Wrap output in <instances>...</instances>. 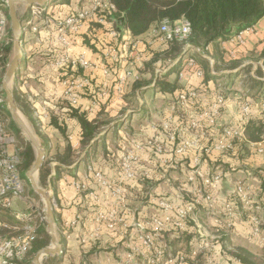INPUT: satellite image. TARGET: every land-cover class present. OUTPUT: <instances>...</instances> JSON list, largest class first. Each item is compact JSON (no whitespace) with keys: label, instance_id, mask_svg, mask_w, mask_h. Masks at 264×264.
Masks as SVG:
<instances>
[{"label":"built area","instance_id":"1","mask_svg":"<svg viewBox=\"0 0 264 264\" xmlns=\"http://www.w3.org/2000/svg\"><path fill=\"white\" fill-rule=\"evenodd\" d=\"M78 2L79 8L73 14L68 15L60 13L59 8L65 3L59 0H47L43 5H28L26 3L17 5L23 47L22 61L27 59L30 47L41 45L42 38L47 34L55 35V45L60 50V54L54 66L60 77L63 78L60 79V82L65 86L64 97L71 104V108L79 105L80 93L92 86L91 77L86 76L87 72L94 74L100 70L102 75L110 76L116 71L117 65L128 61L121 75L115 73L118 75L117 96L122 99L125 86L142 79V72L148 61L149 47L153 46L155 42L163 45L173 42L185 43L184 57H179L165 69H157L156 77L167 74L179 62H182L185 68L179 73L181 81L188 82L190 76L197 80H209L216 76L215 72H211L209 78L202 65L194 57L195 53L201 54L203 57L206 56V53L187 42L192 29L185 19L174 23L167 19L163 20L153 27L149 41H132L125 39L123 35L125 31L129 33L128 30L116 28L114 15L117 13V8L112 0H78ZM92 25L108 29L110 36L115 41L113 44L105 46L104 56L108 63L103 66L90 61L86 52L79 55H74L72 52L77 36L83 34V31ZM10 26L9 0H0V72L6 59V48L14 40L13 35L10 36ZM254 30L255 27L247 28L229 38V41L238 48L245 47L247 37ZM235 53L234 50L231 51L230 56L234 57ZM245 77L242 76V78ZM189 86L190 84H187L183 87L178 97L169 105L168 116L162 123L160 135L147 142H133L131 147L125 151L121 160L122 176L117 183L106 179L100 172L94 173L95 180L110 192L113 202L109 212L100 211L97 213L96 227L89 238H98L104 225L111 231H117L123 226L128 228L126 216L129 213L133 215L134 211L127 203L124 182L138 177L135 164L139 162L140 154L145 151L146 147L153 149V152L162 159L161 161L159 159L160 164L164 166L175 165L179 158L183 159L189 151H193L194 157L191 166L196 169V172H193L189 182L194 184L196 181H200L209 188V191L204 193L199 191L193 203H187L185 196L180 193L176 198L177 203L172 205L166 202L161 203L162 215L155 213L146 217L145 221L134 222L130 226L131 232L127 237L126 251L122 255L119 254L116 264H133L139 258L143 259L145 264H201L200 257L203 258L204 264H216L214 254L218 245L223 242L220 237L209 239L201 233L203 228L201 224L199 225L196 216V207L200 205L207 209V215L214 225L229 229L236 226V220L239 217L252 211L253 214H249L252 224L251 233L257 239L258 245L264 246V221L256 217L264 212L262 194L255 193L256 195H254L250 187L241 181L236 186V193L242 208L237 210L231 203H227L223 209L216 210V186L218 187L222 182L223 174L216 172L209 175L201 171L203 167L210 166L209 161H212L216 154L233 152L236 142H247L245 132L249 120L252 118L253 107L249 101H244L239 114V126L236 128L222 126L219 138L215 142L205 145L202 138H185L182 135V129L176 124L182 120L178 119L182 113L179 114L178 111L196 106L207 90L205 86L202 89ZM217 86L213 101L208 109L196 113L186 120L189 131L200 134L203 138H207L210 128L218 126L222 109L226 106L224 93L226 86H223L222 83ZM6 110L7 101L2 85H0V215L10 213L14 220L13 223H9L0 219V264H24L38 237L36 220L39 219L42 223L47 224V213L46 209L43 210V213H36L31 209L24 211L14 209L17 201L25 202L23 197L25 180L20 172L22 149L15 136L7 128L4 116ZM262 112L264 119V108ZM153 140L154 142H152ZM251 146L254 147V150L256 149L255 154L264 153V140ZM177 156L178 158H176ZM208 158H210L209 161ZM76 187L78 190L83 189L80 184H77ZM92 196L96 202L100 200L98 195L93 194ZM159 199L161 198H157V200ZM155 200L151 199L154 203ZM53 203L55 207L54 199ZM249 206H251V211L248 209ZM188 218L192 220L193 226H199L196 239H194L189 252L181 249L174 252L166 235L174 231L187 230L189 228ZM67 226L72 225L67 224ZM7 230L15 234L11 237L2 234ZM66 234L69 238V234ZM82 241L86 244L89 239L84 238ZM227 248L224 254H227V251H233ZM189 260L192 262L189 263Z\"/></svg>","mask_w":264,"mask_h":264},{"label":"crops","instance_id":"2","mask_svg":"<svg viewBox=\"0 0 264 264\" xmlns=\"http://www.w3.org/2000/svg\"><path fill=\"white\" fill-rule=\"evenodd\" d=\"M79 6L78 0H72L70 3H65L60 7L59 11L62 15H68L70 11L78 9ZM87 29L88 28L83 31V34L87 32ZM86 34H88V37L91 39L94 49L85 44L82 38L83 36L81 35L76 38V44L72 48L73 54L79 55L82 52H86L87 58L90 61L97 63V65L103 66L108 63L104 56L105 46L106 44H113L115 42L110 36L108 29L104 28L103 30L90 31ZM123 35L125 39L132 41H149V38H151L148 34L137 38L130 32L127 33L126 31L123 32ZM55 40V35L47 34L42 38L41 45L30 47L28 57L23 61L24 63L15 77L19 90L23 93L27 101L29 99L28 102L33 111V118L37 123L39 133L43 137L41 144L46 151V159L53 161L57 155H63L69 145L75 150L79 149L82 139V128L77 118L72 115V109H76L80 113H85L90 120L98 118H110L111 120L110 126L95 138L93 141L94 146L86 149V151L81 154V159H79V161L70 166H64L55 161L50 164L51 176L49 177V181L51 178L55 179L54 186H49V193L56 203V234L58 235L61 244L63 243L62 246L64 251V254L61 257L63 260L62 264H116L119 260V254L116 253L115 248L117 246L126 248L127 237L131 232L130 226L136 221V216L141 213L140 210L143 209L142 211L144 212L152 209L147 203L149 207L143 206L140 210L138 209V212L135 209L134 201L136 200V196L140 195L138 198L143 199V202H141L145 205L146 198L141 196V189L145 181V173L150 170L149 167L151 164H149V159L151 155L150 152L153 151V149L146 147L145 151L140 154L139 162L135 164L138 177L124 182L127 203L134 211L133 215L129 213L126 216L128 228L123 226L117 229V231H111L104 225L99 237L91 239L89 237L96 227L95 220L97 213L100 211L104 213L109 212L112 208L111 204L113 202L110 192L101 187L95 180L94 172L102 173L106 179L115 183L121 179V160L124 155L123 153H125V151H127L132 145V143H130L128 147H124V144H127L129 139H126L125 141L128 134L123 130L121 131V129L123 126L127 125L129 127V133L134 135L135 133H133L132 129L134 130L135 128L132 127V119L136 118V120H141L139 125L142 126L144 124V127H148L146 130L148 134L146 136H149L150 139L155 137L157 129L152 128V116L149 115L151 113L149 111L151 107L150 105H147L149 102H151L149 104H153L155 100H153V97L151 100H146L144 93L149 90L155 91L157 89L154 88L155 84L153 83L136 91L135 99L133 100L132 105L129 106L126 98H129L133 92L132 85L127 84L124 88L123 98L120 99V97L117 96V76L122 74L123 69L128 63L127 61L117 65V68L115 69L116 71L110 76L102 75L100 70H97L94 74L87 72L86 76L89 75V77H91L92 86L86 89V91L80 93L79 105L75 108H71V104L64 97L65 86L60 82V79L63 78L60 77V74L54 66V63L60 54V50L55 45ZM155 45H159V47L162 48L161 44H157V42L153 44L154 48H156ZM151 48L149 47V49ZM263 49L264 17L255 25L254 32L247 37V44L245 47L238 48L229 40L218 41L208 46V53L205 54V57L201 55L202 58L212 64L211 72H215L216 76L210 78V74L208 75L210 79H207L206 81L207 90L206 93H204V97L199 100L196 106L191 107L193 108L192 111L189 110L191 108L183 109L180 116L181 118L188 119L196 113L208 109L213 101L214 92L216 90L215 88L222 82V78L226 75H235V79L232 82H223V86H226L224 90L226 106L222 109L218 126L209 129L207 138L199 136V138H202L203 141H201L205 145L215 142L217 138H219L222 126H231L234 128L239 126L238 119L241 105L244 101H249L253 107L252 118H250V120L262 119L264 122L262 112L264 108V58L255 60L250 57L253 52L255 53V56L258 57ZM233 50L236 53L234 57H231L230 53ZM220 51L223 53L225 59L231 57L243 60L242 65L239 68L232 70L224 69L216 71L214 68V58L220 53ZM147 54H149V52ZM245 67H247V70L243 69ZM148 76L150 75L145 73L144 69L141 81L147 78L149 79L150 77ZM242 76L246 77L240 81ZM252 79L262 83V86L254 88L252 86ZM197 82L196 84H198ZM187 84V81H182L181 88L187 86ZM160 94L163 95L161 98L165 99V101H160L162 109L159 112V116H157V118H159V125L156 126H159V132H161L162 123L168 116L167 109L173 102V97H171L170 94L163 93L162 91ZM156 97L157 96H155V98ZM137 103H139L140 108L134 106V104ZM180 117H178V119H181ZM149 122L151 125L148 126L147 124ZM176 124L178 126L182 125L181 121ZM58 127L64 128L65 134H63ZM182 133L185 138L197 139L196 134L190 132L187 127L182 128ZM103 138L104 143L102 141ZM144 140L146 142L148 141L147 139ZM263 140L264 133L261 135L260 141L247 140V142H244L243 146L236 144L235 151H240L239 155L235 152L236 156L225 155L221 156L222 159L214 156L212 161H209V165L211 166H215V163L217 162H222L228 168L234 169L237 167L243 169L239 170V173L244 171V176L232 178L226 173L223 177L216 194V202L222 209L227 203H231L229 202V199L232 195L236 194L238 199L236 186L241 181L247 186H249L251 182H253V184L258 182L257 191L260 189V194L264 197L263 171H261L262 175L257 176L249 173V171L242 167L245 164L243 160L245 158L244 154L248 152V148L255 152L256 149L254 150V147L251 145L261 143ZM88 151H90L91 154L88 157V160L80 163V161L87 155ZM176 158H178V156ZM255 162L262 165L264 170V153L256 154ZM173 165L162 166L168 168ZM152 168L153 167H151V169ZM163 179L166 181L167 176ZM77 184H80L83 189L78 190L76 187ZM254 188H256V186ZM93 194L99 196L100 200L98 202L93 199ZM148 200L151 201L150 197ZM231 204L237 208V210L242 208L241 204ZM71 223L75 224L73 225ZM67 224L72 226L68 227ZM198 227L199 226H192V232L194 233L192 243L194 239H196ZM247 227L249 228L248 224ZM233 229L244 235L242 225L233 227ZM249 229L250 231H246L247 233H251V228ZM66 233L69 234V238ZM170 235L171 234H168L166 236L170 245H172L173 239ZM84 238L89 239L86 244L82 241ZM175 238L177 240L174 242H177L178 244L181 243L180 245H186L181 236L175 235ZM223 241L226 240H222V242ZM223 243L228 247V243ZM220 247L221 245L219 244L217 252L220 250ZM229 257V255L224 254L220 256V260L215 263L239 264L235 259H230ZM214 258H216L215 254Z\"/></svg>","mask_w":264,"mask_h":264},{"label":"trees","instance_id":"3","mask_svg":"<svg viewBox=\"0 0 264 264\" xmlns=\"http://www.w3.org/2000/svg\"><path fill=\"white\" fill-rule=\"evenodd\" d=\"M63 3H70L72 0H59ZM117 8V13L114 15L116 18V28L118 30H128L134 37L140 38L141 36L148 34L151 37V30L156 27L163 20H169L174 23L178 20L185 19L191 25V35L188 38V43L193 47L201 49L203 52L208 53V46L212 43L218 41H227L232 36L237 33L255 25L264 17V3L263 0H112ZM75 11L72 10L68 14H73ZM103 27L90 26L87 32L94 30H103ZM86 32V33H87ZM12 31L10 30V36L12 37ZM81 34L83 41L90 48L94 49V45L91 43V39L88 34ZM79 35V36H81ZM158 44V43H157ZM161 44V43H159ZM156 48L149 49L148 61L145 64V73L150 75V79H144L143 81L133 82L132 94L129 98H126L129 106L132 105L135 99V92L143 87L155 84L154 88H160L163 93L170 94L172 99L175 100L183 88H178L179 73L182 69H185L182 62L177 63L167 74L156 77L157 69H165L169 67L172 62L177 60L184 52L185 43L173 42L168 45L161 44L155 45ZM13 51V42L6 48V59L3 63V69L0 72V85H2L3 78L8 70L9 61ZM194 57L202 65L206 74H211L212 64L206 59L202 58L201 54L195 53ZM202 59H201V58ZM251 58L257 60L264 58V49L259 53V56H255L253 52L250 56ZM201 60H200V59ZM214 68L216 71L224 69H236L242 65L243 60L236 58H226L220 51L217 56H215ZM189 69V68H188ZM247 70V67L243 68ZM190 71V70H188ZM174 77V83H168L166 77ZM253 87L259 88L262 83L257 82L252 79ZM198 81V82H197ZM206 80H197L196 78L189 77V87H194L195 89L206 88ZM196 82L198 84H196ZM192 85V86H191ZM264 86V85H263ZM13 93L16 99L19 110L25 115V117L31 123L36 134L42 140V136L38 131V126L33 118V111L31 105L26 100L23 93L19 90L17 81L14 85ZM72 115L77 118L82 128V139L80 142V147L78 150L73 149L71 145L67 146L66 151L63 155H57L53 161L58 162L64 166H70L81 159V154L88 148H92L93 141L95 138L103 132L111 124L110 118H98L90 120L85 113H80L76 109H72ZM7 114L10 116L9 112ZM119 127V126H117ZM60 131L65 134V129L58 127ZM13 130L15 132L14 136L21 147V165L20 172L24 180H27L26 174L32 169L35 164L37 153L32 146V144L22 136L21 130L16 126L13 121ZM264 133V122L262 119L250 120L246 127V140L260 141L261 135ZM104 143V138H103ZM244 142L237 143L243 146ZM239 155L240 151H233L228 153H218L216 154L219 159L221 156L233 155L236 153ZM192 156L190 158L191 164L193 162L194 152L189 151ZM90 151L87 155L80 161V163L88 160L90 156ZM208 161L210 158L207 159ZM53 161L46 159L42 169L39 173V185L44 188H49L50 185L54 186V179L51 176L50 164ZM226 167L222 162L215 163V167ZM147 172V171H146ZM96 173V171L94 172ZM150 175H153L151 170L147 172L144 180L152 179ZM143 180V179H141ZM140 180V181H141ZM143 180V181H144ZM28 181V180H27ZM35 194L34 191H32ZM229 202L234 205H239L241 202L237 199L236 194L232 195ZM242 205V204H241ZM200 207H196V215ZM37 223V239L33 244V248L28 254L27 260L24 264H33V258L37 253L47 248L50 245V235L47 232V225L42 223L39 219L36 220ZM189 223V228L187 230L178 232L174 231V235L181 236L186 245H179L177 242H173L171 247L173 251L185 250L189 252L192 248V240L194 233L192 232V220L187 219ZM192 225V226H191ZM252 225V224H251ZM191 227V228H190ZM2 234L5 236H13L15 233L7 230ZM63 244V243H62ZM181 244V243H180ZM229 244L231 242L229 241ZM186 247V248H185ZM227 246L222 243L220 250L215 252V262L220 260V256L224 255ZM230 259H235L239 264H259L256 257L251 254L247 249H237V252L227 251ZM61 256L49 257L45 259V264H62ZM192 261L189 260V263ZM200 262L204 264V260L200 257Z\"/></svg>","mask_w":264,"mask_h":264},{"label":"rangeland","instance_id":"4","mask_svg":"<svg viewBox=\"0 0 264 264\" xmlns=\"http://www.w3.org/2000/svg\"><path fill=\"white\" fill-rule=\"evenodd\" d=\"M10 30H11V26H10ZM12 34V33H11ZM26 50V48H25ZM17 54V51L15 49V41L13 40V51L11 54V58L9 61V65H8V69L13 61V59L15 58ZM24 62H21L20 67L22 66ZM8 71V70H7ZM7 73V72H6ZM6 75V74H5ZM16 77V75H15ZM15 77L12 79L10 85L11 88L14 89V85L16 83V79ZM150 77V76H148ZM151 78V77H150ZM149 78V79H150ZM167 82L168 83H174V77H166ZM235 79V75L231 74V75H226L222 78V84L227 83V82H232ZM245 78H241L240 81H242ZM182 85V81L180 79H178V88L180 89V87ZM154 91V90H153ZM152 90H149L148 92L144 93L146 100L149 99L151 100V98L153 97L154 103L153 104H149L147 103V105L151 107V109L149 110L151 113L149 115L152 116V128L157 129V132L155 134V137L160 135L159 132V125L158 123V119L157 116H159V112L161 111V107L160 101H165V99L161 98L163 95L160 94L161 93V89L157 88V90H155L153 92ZM155 96H157L155 98ZM160 97V98H159ZM144 98V99H145ZM134 106L137 108H140L139 103L134 104ZM149 107V108H150ZM190 111L193 110V108L189 109ZM8 111V104H7V110L5 112V119L7 121V128L10 131L11 134H15L14 130H13V121L15 122V120L11 117V115L9 116L7 114ZM20 111V110H19ZM179 114L182 112V110L178 111ZM21 115L23 116V118H25V121H27V125L29 126V128L32 130V132L34 133V135L36 136L37 140L39 141L40 145L41 144V139L40 137L36 134L35 130L33 129L31 123L29 122V120L25 117V115L20 111ZM135 119V120H134ZM131 120V122H133V128H135L134 130L132 129L133 133H135L134 135L129 133V127L123 126L121 131H125V133H127V137L126 139H129V142L127 144H124V147H128L130 145V143L133 142H144V139L152 140L149 138V136H146L148 134V132L146 131L148 129V127H144L145 125L143 124L142 126H140V122L141 120H136V118H134ZM181 123L182 125L178 126L179 128H186L187 127V118H181ZM156 123V124H154ZM16 126L21 130L22 132V136L23 138H25V140L27 139L24 131L21 129V127L19 126L18 123H16ZM148 126L151 125V123L149 122L147 124ZM144 127V128H143ZM196 134V133H195ZM197 139L199 138L200 134H196ZM188 139V138H187ZM154 142V140L152 141ZM175 149V147H173ZM248 152H246L244 154L245 158L243 159L245 164L242 166L245 170L249 171V173L253 174V175H262V172L264 173V170L262 168V165L258 164V162H255L256 160V154L253 150L249 149L247 150ZM37 153V152H36ZM124 154V153H123ZM150 159H149V164L150 165V170L152 172L153 175H150L152 177L149 178L148 180L144 181V184L142 185V192H141V196L143 198H146L145 200V205L142 203L143 199H139L138 197L140 195L136 196V200L134 201L135 203V209L139 212V210L145 206L147 207L148 205L151 206L152 209L146 210V211H142L143 209H141V213L139 215L136 216V221L135 223H139L141 221H145L146 217L152 216L155 213H158L159 215H162V207H161V203L162 202H166L169 205L175 204L178 202V200H176L177 196L182 193L185 198L187 203H193L196 200V195L198 194L199 191H201L202 193H204L205 191H209L208 187H205L203 185V183H201L200 181H196V183L192 184L189 182V178L193 175V172H196L195 168L191 166V161L190 158L192 156L191 153H188L187 155H185L183 157V159L179 158L178 162L175 163V165H173L172 167H168V168H164L162 165H160V161L161 158H159L153 151L150 152ZM160 159V161H159ZM151 167H153L151 169ZM234 168V167H233ZM262 168V169H261ZM239 170H243L241 168H228V167H220L217 168L213 167V166H207V167H203V169H201V171H203L204 173H208L209 175H213L216 172H220L223 174V177L226 175V173L229 174V177L231 176L233 177H239V176H244V171L241 173H239ZM261 172V173H260ZM165 176H167L166 181L163 179ZM37 180L39 181V176L37 177ZM170 180V181H169ZM169 181V182H168ZM258 183V182H257ZM253 184V182H251L249 184L250 189L254 192V195L260 194V189H258V184ZM256 186V188H254ZM43 190L50 192L49 188H44L42 187ZM219 186H216V190L218 191ZM33 188L30 185L29 181L25 180V192H24V200H26L25 203H22L20 201H17L14 209H20V210H35L36 213H43L46 209L45 206V202L43 200L42 197H40L39 195H37L36 193L33 194ZM150 197V199H156L155 203L153 201L148 200V198ZM159 200H157V198H160ZM163 198V199H162ZM142 201V202H141ZM148 203V205H147ZM152 203V204H151ZM149 207V206H148ZM200 209L197 212V218L199 221V225L201 224L203 230L201 231V233L208 237L209 239H215L216 237H220L221 240H226L223 242L228 243V250H233L237 252V249H247L249 252H251V254H253L256 259L258 260L259 264H264V246L260 247L258 245L257 239L254 237V235L252 233H247L246 231H250L249 228H252L251 225V217L250 215H252V211L250 210L251 206L248 207V209L251 211V213L249 212V214L244 215L243 217H239L236 220V226H243V231H244V235L240 234L238 231L229 229L227 227L223 228V227H218L216 225H214L213 221L208 217L207 215V209L203 206L200 205L199 206ZM139 209V210H138ZM215 209L216 210H220L222 209L218 204L215 205ZM47 213V211H46ZM256 217H258L259 219H262L264 221V212L262 214L257 215ZM0 219L9 223H13V216L10 215V213H4L2 215H0ZM247 224L249 225V228L247 227ZM47 225V224H46ZM192 226V225H191ZM246 230H245V229ZM229 229V230H226ZM58 236V235H57ZM173 239V242L176 241L177 239L175 238V235L173 233H171L170 235ZM59 239V237H58ZM181 240V239H180ZM60 241V240H59ZM229 241H231V244H229ZM251 241V242H250ZM186 242H184L185 244ZM180 245V244H179ZM51 246V240H50V245L48 247ZM116 253L122 255L126 249L122 246L120 247H116L115 248ZM34 259V258H33ZM45 264V261H44ZM133 264H145L144 260L139 258L137 259ZM202 264V263H201ZM227 264V263H225Z\"/></svg>","mask_w":264,"mask_h":264},{"label":"water","instance_id":"5","mask_svg":"<svg viewBox=\"0 0 264 264\" xmlns=\"http://www.w3.org/2000/svg\"><path fill=\"white\" fill-rule=\"evenodd\" d=\"M47 0H9V18L12 35L15 41V49L17 54L13 59L6 75L2 81V88L5 93L6 101L8 104V112L11 117L15 120L16 123L19 124L21 129L24 131L27 140L32 144L35 151L37 152V157L34 166L32 169L26 174V178L29 181L30 185L33 188V191L43 198L47 211V232L51 238V246L45 249L40 250L33 260V264H44L45 259L49 257L63 256V246L58 239L56 234V215H55V207L53 203V197L49 192L43 190V188L39 185V181L37 177L39 176L40 170L42 169L47 154L44 148L40 145L36 136L29 128V126H24L22 124V120L24 119L21 115L18 105L16 103V99L13 93V89L11 88V81L17 74L20 69L23 51H22V36L20 31V23L18 19L17 13V5L19 3H26L28 5H43ZM185 53H183L180 58H183ZM25 120V119H24Z\"/></svg>","mask_w":264,"mask_h":264},{"label":"bare ground","instance_id":"6","mask_svg":"<svg viewBox=\"0 0 264 264\" xmlns=\"http://www.w3.org/2000/svg\"><path fill=\"white\" fill-rule=\"evenodd\" d=\"M24 119H25V118H24ZM24 119L22 120V124H23L24 126H27V123H26L27 121H25Z\"/></svg>","mask_w":264,"mask_h":264}]
</instances>
